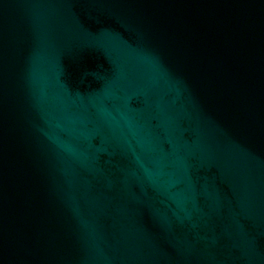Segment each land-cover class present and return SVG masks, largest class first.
<instances>
[{
  "label": "water",
  "instance_id": "95a60500",
  "mask_svg": "<svg viewBox=\"0 0 264 264\" xmlns=\"http://www.w3.org/2000/svg\"><path fill=\"white\" fill-rule=\"evenodd\" d=\"M0 264H264V0H0Z\"/></svg>",
  "mask_w": 264,
  "mask_h": 264
}]
</instances>
